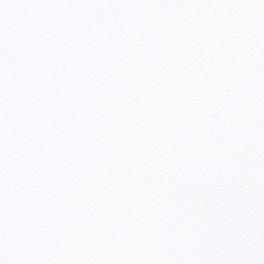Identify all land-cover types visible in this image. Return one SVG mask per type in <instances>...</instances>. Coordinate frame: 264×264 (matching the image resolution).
<instances>
[{"label":"snow or ice","instance_id":"1","mask_svg":"<svg viewBox=\"0 0 264 264\" xmlns=\"http://www.w3.org/2000/svg\"><path fill=\"white\" fill-rule=\"evenodd\" d=\"M0 264H264V0H0Z\"/></svg>","mask_w":264,"mask_h":264}]
</instances>
